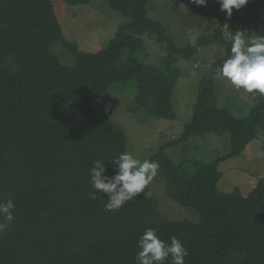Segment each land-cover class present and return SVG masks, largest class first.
Masks as SVG:
<instances>
[{
    "label": "trees",
    "instance_id": "16d2710c",
    "mask_svg": "<svg viewBox=\"0 0 264 264\" xmlns=\"http://www.w3.org/2000/svg\"><path fill=\"white\" fill-rule=\"evenodd\" d=\"M151 1L108 0L129 20L106 49L89 53L65 40L60 20L70 6L93 0H0V202L11 198L16 204L14 221L0 232V264H137L136 242L148 228L168 243L177 237L188 250L186 264H264V178L247 195L238 187L218 189L219 165L242 155L264 133V95L257 92L244 118L223 108L216 69L230 57L231 41L217 29L179 48L148 16ZM244 7L264 9V0ZM145 35L166 50L160 65L139 58ZM57 42L74 57L72 66L53 53ZM214 44L226 56L202 78L185 133L168 144L229 133V153L209 163H175L166 145L150 160L160 166L166 195L198 212L199 221H171L143 193L105 211L107 194L89 195L90 169L100 160L106 175H114L111 160L128 153V140L120 124L96 116V103L113 84L135 81V112L176 121L179 61Z\"/></svg>",
    "mask_w": 264,
    "mask_h": 264
},
{
    "label": "rangeland",
    "instance_id": "374dc122",
    "mask_svg": "<svg viewBox=\"0 0 264 264\" xmlns=\"http://www.w3.org/2000/svg\"><path fill=\"white\" fill-rule=\"evenodd\" d=\"M148 16L167 29L179 48H185L193 40L209 36L217 29L230 41L236 31L244 32L246 41L264 36V9L244 7L229 19L226 12L221 11L218 0H208L206 6H198L192 0H153L148 5ZM128 20V17L115 11L108 0H93L89 5L70 6L60 25L65 40L78 45L81 51L95 53L106 49L119 27ZM142 41L145 49L139 53V58L146 63L160 65L167 55L165 48L148 35L142 36ZM52 51L63 65L72 66L75 63L74 57L61 42L55 43ZM225 56V49L214 44L200 47L189 61H179L181 78L173 94L176 121L150 117L145 110L135 112V81L113 84L96 103V116L101 119L108 117L122 126L128 140V153L141 162L153 159L166 145L165 154L175 163L190 159L204 163L215 161L229 153V133L221 136L208 133L172 146L168 143L180 140L185 133L186 126L192 121L202 78L216 61ZM216 87L221 106L239 118L249 114L259 96L237 89L223 77L217 79ZM219 170L223 175L218 183L220 191L231 192L238 187L243 195H247L259 179L264 178V133H260L242 155L222 162ZM146 191L151 193L150 198L157 200L159 211L171 221H199L198 212L175 203L166 195L160 169Z\"/></svg>",
    "mask_w": 264,
    "mask_h": 264
},
{
    "label": "clouds",
    "instance_id": "9594fccd",
    "mask_svg": "<svg viewBox=\"0 0 264 264\" xmlns=\"http://www.w3.org/2000/svg\"><path fill=\"white\" fill-rule=\"evenodd\" d=\"M192 2L198 6H206L208 0ZM218 3L221 11L226 12L230 19L233 10H240L249 0H218ZM192 43L195 45V40ZM216 77L226 78L237 89L264 95V36L246 41L244 32L236 31L231 37V55L216 69ZM111 162L115 169L114 175H106L107 169L100 160L94 161L89 173L91 187L94 189L89 195L95 199L97 192L107 194L105 211L118 210L141 193L145 199L150 198L151 193L146 188L158 175V162L148 159L141 162L127 152L121 153ZM15 209L16 204L11 198L0 202V219L3 220L0 222V232L14 221ZM136 243L137 264H186L185 258L189 255L177 237H171L170 243L165 242L153 228L146 229Z\"/></svg>",
    "mask_w": 264,
    "mask_h": 264
}]
</instances>
